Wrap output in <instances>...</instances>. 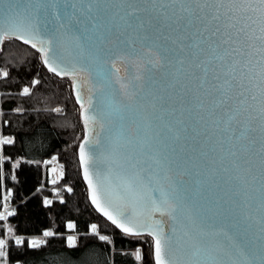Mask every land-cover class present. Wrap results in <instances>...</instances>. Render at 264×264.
Here are the masks:
<instances>
[{
	"label": "snow or ice",
	"instance_id": "snow-or-ice-1",
	"mask_svg": "<svg viewBox=\"0 0 264 264\" xmlns=\"http://www.w3.org/2000/svg\"><path fill=\"white\" fill-rule=\"evenodd\" d=\"M16 41L71 78L91 203L126 236H150L153 264H264V0H0V50ZM10 81L0 67V84ZM16 142L0 134V146ZM3 152L0 187L18 180ZM12 196L8 188L0 221L17 215ZM87 229L113 243L97 223ZM41 235L5 236L0 224V264H29L57 236L73 256L83 247L79 234ZM145 255L138 248L135 259Z\"/></svg>",
	"mask_w": 264,
	"mask_h": 264
},
{
	"label": "trees",
	"instance_id": "trees-1",
	"mask_svg": "<svg viewBox=\"0 0 264 264\" xmlns=\"http://www.w3.org/2000/svg\"><path fill=\"white\" fill-rule=\"evenodd\" d=\"M0 67L11 74V81L6 86L0 84V122L10 121V126L0 128V134L12 135L17 141L14 146L0 148L4 149L5 156H11L4 162L6 174L9 177L13 172L18 175V180L8 179L0 187V208L4 194L12 188L10 210L17 215L0 221V224L29 239L42 236L45 229L58 230L65 236L79 234L78 245H83L79 254L73 256L59 236L49 238L50 245H45L42 251L28 253L29 264H153L151 255H148L152 238L146 234L126 236L90 201L78 157L85 127L80 105L73 95L71 78L48 72L39 53L20 41L9 43L0 50ZM33 78L41 82L33 86L30 83ZM25 85L32 88L31 95H17ZM14 108L22 111L14 112ZM56 108L61 111H54ZM54 156L64 170V176L55 185L50 182L54 177L44 165ZM17 160L21 166L14 169L12 165ZM67 187L73 191L67 192ZM38 188L41 191L33 196ZM43 196L53 200L51 209L43 206ZM60 197L64 198L63 204L59 202ZM68 220L77 223V230L66 228ZM92 223H97L101 234L108 235L113 243L109 245L98 238L83 236ZM138 248L146 254L141 261L135 259Z\"/></svg>",
	"mask_w": 264,
	"mask_h": 264
},
{
	"label": "rangeland",
	"instance_id": "rangeland-1",
	"mask_svg": "<svg viewBox=\"0 0 264 264\" xmlns=\"http://www.w3.org/2000/svg\"><path fill=\"white\" fill-rule=\"evenodd\" d=\"M55 157V156H54ZM47 161V163H45L44 162V165H46V168H47V171H48V168H50V170H51V176L53 177V174H57V177H59L60 176V172L61 171H63L64 172V170H63V168H61V165H60V163L58 162V160H57V158L55 157V159H53V157L52 158H50V159H47L46 160ZM52 169H55V171H52ZM61 178V177H60ZM4 195H6V194H4ZM4 197V196H3ZM3 203H5V201L3 200ZM8 203V202H7ZM3 205L4 204H2V207H3ZM2 207L0 208V210L2 209ZM1 211H3V210H1ZM8 211H10V212H12L11 210H10V205H9V207H8ZM6 231H7V226H5L4 227V235L6 236ZM38 238H43L42 236H37Z\"/></svg>",
	"mask_w": 264,
	"mask_h": 264
},
{
	"label": "water",
	"instance_id": "water-1",
	"mask_svg": "<svg viewBox=\"0 0 264 264\" xmlns=\"http://www.w3.org/2000/svg\"><path fill=\"white\" fill-rule=\"evenodd\" d=\"M73 95H74V97H75V92H74V91H73ZM83 95H84L85 100H87V97H88V95H89V93H88V91H87V88L84 89ZM75 99H76V97H75ZM94 101H95V98H94ZM78 104H79V103H78ZM79 105H80V104H79ZM81 118H82V116H81ZM82 121H83V118H82ZM83 123H84V121H83ZM84 127H85V125H84ZM97 131H100L99 127H98V126H94V132H93V135H95V132H97ZM85 132H86V129H85ZM85 132H84V135H85ZM83 139H84V136H83L81 142L83 141ZM81 142H80V143H81ZM78 157H79V156H78ZM80 169H81V174H82V177H83V170H82L81 167H80ZM49 175L51 176V170H50V168H49ZM53 177H54V179H57V174H54ZM83 179H84V178H83ZM84 181H85V180H84ZM85 183H86V185H87V182H86V181H85ZM87 187H88V185H87ZM88 192H89V190H88ZM90 201H91V200H90ZM93 206H94V205H93ZM94 208H95V206H94ZM155 218H156V219H162L163 223L165 224V226H166V228H167V225L169 224V221L167 220V217H163V218H161L159 215H157Z\"/></svg>",
	"mask_w": 264,
	"mask_h": 264
},
{
	"label": "bare ground",
	"instance_id": "bare-ground-1",
	"mask_svg": "<svg viewBox=\"0 0 264 264\" xmlns=\"http://www.w3.org/2000/svg\"><path fill=\"white\" fill-rule=\"evenodd\" d=\"M48 171H49V168H48ZM9 205H11V204H10V201H9ZM1 210H3V207H2V209H1ZM1 210H0V211H1Z\"/></svg>",
	"mask_w": 264,
	"mask_h": 264
},
{
	"label": "built area",
	"instance_id": "built-area-1",
	"mask_svg": "<svg viewBox=\"0 0 264 264\" xmlns=\"http://www.w3.org/2000/svg\"><path fill=\"white\" fill-rule=\"evenodd\" d=\"M4 204V203H3ZM8 205H9V201H8Z\"/></svg>",
	"mask_w": 264,
	"mask_h": 264
},
{
	"label": "flooded vegetation",
	"instance_id": "flooded-vegetation-1",
	"mask_svg": "<svg viewBox=\"0 0 264 264\" xmlns=\"http://www.w3.org/2000/svg\"><path fill=\"white\" fill-rule=\"evenodd\" d=\"M52 175V174H51ZM54 175V174H53Z\"/></svg>",
	"mask_w": 264,
	"mask_h": 264
}]
</instances>
